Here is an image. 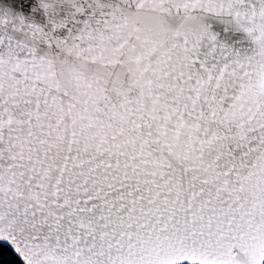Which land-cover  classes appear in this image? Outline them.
<instances>
[{"label": "snow or ice", "instance_id": "6c2138e0", "mask_svg": "<svg viewBox=\"0 0 264 264\" xmlns=\"http://www.w3.org/2000/svg\"><path fill=\"white\" fill-rule=\"evenodd\" d=\"M0 264H264V0H0Z\"/></svg>", "mask_w": 264, "mask_h": 264}]
</instances>
